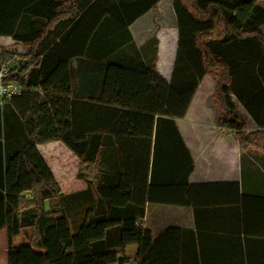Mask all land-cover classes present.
<instances>
[{
    "label": "trees",
    "instance_id": "trees-1",
    "mask_svg": "<svg viewBox=\"0 0 264 264\" xmlns=\"http://www.w3.org/2000/svg\"><path fill=\"white\" fill-rule=\"evenodd\" d=\"M157 1L0 0V36L28 46L19 55L0 51L7 80L21 85L0 111L6 264H178L170 253L177 229L153 239L140 221L147 201L181 202L192 159L174 119L184 117L205 73L216 82L218 126L264 157V132H247L248 118L230 97L264 127V5L257 0H173L178 38L169 82L153 66L93 62L102 96H74L78 69L71 60L83 55L101 17L127 26ZM219 20L224 28L216 35ZM109 138L116 145L109 147ZM56 140L79 159L76 177L87 191L60 192L36 147ZM87 193L89 205L73 233L58 199ZM23 227L32 229L30 241L13 245ZM130 244L138 246L133 257L125 253Z\"/></svg>",
    "mask_w": 264,
    "mask_h": 264
},
{
    "label": "crops",
    "instance_id": "crops-1",
    "mask_svg": "<svg viewBox=\"0 0 264 264\" xmlns=\"http://www.w3.org/2000/svg\"><path fill=\"white\" fill-rule=\"evenodd\" d=\"M172 2L158 0L127 26L103 15L83 55L71 60V65L78 69L74 96L81 100L102 96L101 76L91 69L93 62L130 69L140 64L153 66L156 74L169 82L178 38ZM0 37L12 50L23 47V43L10 36ZM215 84L212 74L205 73L184 117L174 119L192 159L187 183L178 192L181 202L147 201L140 224L153 239L167 228L177 229L170 253L178 264H264V157L252 147L241 148L234 132L218 126L222 111L213 96ZM111 97L117 100V96ZM230 97L248 118L247 132H264V127L251 119L233 93ZM101 145L99 139V148ZM107 145L112 147L116 142L109 138ZM42 146L52 161L45 159ZM36 147L62 194L88 190L84 180L62 183L58 178L63 176L71 157L65 151L77 157L64 143L56 140ZM137 249L136 244H130L125 253L133 257Z\"/></svg>",
    "mask_w": 264,
    "mask_h": 264
},
{
    "label": "rangeland",
    "instance_id": "rangeland-1",
    "mask_svg": "<svg viewBox=\"0 0 264 264\" xmlns=\"http://www.w3.org/2000/svg\"><path fill=\"white\" fill-rule=\"evenodd\" d=\"M258 2H260L262 5H264V0H258ZM35 27H36V24L30 25V28H35ZM223 28H224V24H222V22H220V20H219V22L217 24L216 35H220L222 33ZM10 46L11 45H7L6 43H4V39L0 37V51L4 49L7 52H11V53H15V54L19 55V54H24L28 50V46L24 45V44L22 45L23 47L20 46L18 49H13V50L10 48ZM10 50H12V51H10ZM218 72H222V69H219ZM6 103H7V101L4 102L3 106H5ZM216 104L218 105L217 101H216ZM222 115H223V113H222ZM43 148L44 147L42 146L41 150L45 156V159L48 162L52 161V159L47 154V150L45 151V149H43ZM65 152H67L69 157L70 156L71 157L68 159V162L66 163V169H65L66 171H64L63 176L58 177L62 183H68V182L74 181V179H78L76 177V172H77V168H78V164H79V159L77 157H75L74 155L70 154L68 151H65ZM90 191L92 192L91 196L92 195L94 196L93 190L91 188H90ZM88 193L74 196L73 199H70V198H64L62 200L58 199L59 208L67 216L68 221H69V225H70V230L73 233L77 231L79 223L81 221V218L84 214V211L87 208V206L89 205V200L87 198ZM45 204H47V202ZM31 235H32V229L30 227H23L20 229L19 233L13 237L12 244L13 245L26 244L30 241ZM4 248H6V235H5V231L2 230V231H0V249H3V251H4ZM35 250L40 251V249H38V248H35ZM1 253H0V264H6V253L3 252L2 253L3 256Z\"/></svg>",
    "mask_w": 264,
    "mask_h": 264
},
{
    "label": "built area",
    "instance_id": "built-area-1",
    "mask_svg": "<svg viewBox=\"0 0 264 264\" xmlns=\"http://www.w3.org/2000/svg\"><path fill=\"white\" fill-rule=\"evenodd\" d=\"M7 76L8 65L0 62V110L2 109L5 101L13 95H17L21 92L20 83L14 80H7Z\"/></svg>",
    "mask_w": 264,
    "mask_h": 264
}]
</instances>
